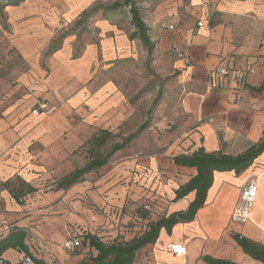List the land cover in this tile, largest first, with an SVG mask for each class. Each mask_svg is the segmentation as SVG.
I'll return each mask as SVG.
<instances>
[{
	"label": "crops",
	"instance_id": "1",
	"mask_svg": "<svg viewBox=\"0 0 264 264\" xmlns=\"http://www.w3.org/2000/svg\"><path fill=\"white\" fill-rule=\"evenodd\" d=\"M176 8L169 13L177 17ZM185 11L183 27L165 39L184 57L173 54L178 90L157 119L156 151L115 156L66 190H56V183L80 168L74 167L72 154L84 144L85 132L110 129L119 120L122 94L113 82L92 74L101 53L106 62L115 57L116 32H100V45H87L76 59L65 42L46 59L47 68L41 59L48 43L17 41L29 69L8 94H0V240L13 224L26 229L32 258L78 264L84 258L78 255L81 249L63 247L70 235L130 241L149 222L133 215L134 208L150 204L152 219L188 210L196 193L175 200L176 191L197 169L176 165L175 157L201 150L236 156L262 141L264 95L250 87L264 81V32H238L230 20L249 23L264 17V0H187ZM216 13L219 22L211 26ZM221 66L228 68L227 75L219 73ZM41 104L46 109L37 111ZM159 170L163 182L155 179ZM251 179L257 180L258 196L250 220L234 223L240 190ZM20 184L33 191L19 203L10 188ZM236 235L264 246V153L241 174L214 172L206 203L194 220L176 225L171 233L162 229L155 243L140 250L135 264H208L206 257L261 264L243 252ZM176 246H184L186 254H177ZM23 258L24 253L8 249L0 264H22Z\"/></svg>",
	"mask_w": 264,
	"mask_h": 264
},
{
	"label": "rangeland",
	"instance_id": "2",
	"mask_svg": "<svg viewBox=\"0 0 264 264\" xmlns=\"http://www.w3.org/2000/svg\"><path fill=\"white\" fill-rule=\"evenodd\" d=\"M118 1L122 0H26L19 6L6 7L4 13L0 12V94L3 96L10 92L11 87L18 83L19 77L29 69L27 61L16 48L18 40L33 38L41 42V45L48 43L50 47L64 35L62 45L67 42L76 59L87 45H100V32H116L112 34L115 40V57L106 62L101 53L92 74L100 75L102 82H113L122 94L123 104L116 115L119 120L110 129L99 127L85 132L84 144L72 154L75 159L74 167H83L89 161L91 146L88 141L100 130L112 132L115 136L112 141H121L138 134L127 148L117 152L112 159L120 154L154 153L157 146V119L169 109L171 96L178 90V72L173 62L175 57L165 39L167 34L176 32L185 24L182 16L186 13L187 0H139L141 14L154 42L152 53L140 40H130L134 28L128 12L114 15L100 12L81 21L82 15L99 3ZM173 6L177 7V17L169 13ZM250 20L249 23L241 19H231L230 22L228 18V22L238 32L247 29L251 32H264V17ZM116 38L119 39L118 43ZM121 38L125 43L121 42ZM49 47L45 49L41 59L45 68L46 59L50 56ZM157 100L159 102L154 107ZM124 114H127L126 117ZM145 125L147 127L141 130ZM108 149L106 145L101 150L105 152ZM80 249L78 255H84V258L92 254L88 246L82 245Z\"/></svg>",
	"mask_w": 264,
	"mask_h": 264
},
{
	"label": "trees",
	"instance_id": "3",
	"mask_svg": "<svg viewBox=\"0 0 264 264\" xmlns=\"http://www.w3.org/2000/svg\"><path fill=\"white\" fill-rule=\"evenodd\" d=\"M25 1L26 0H0V12L4 13L3 11L6 7H16ZM100 12L105 15L125 14L128 12L131 18V24L134 28L133 33L130 35V40H140L149 48L150 53H152L154 42L149 36V27L141 14L139 0H122L109 4L99 3L89 11L85 12L81 17V21H86ZM219 16L220 14L218 13L214 15L215 19L210 22L211 26H214L219 22V19H217ZM63 38L64 35L50 45L48 50L49 55L54 54L62 47ZM250 88L253 91L264 95V81L259 86ZM159 100L154 103V107L158 104ZM146 127L147 125L141 127V130ZM137 136L138 134H133L121 141H112L115 137L112 132L108 130H100L88 141V144L91 146L89 161L83 167L75 169L58 180L55 187L56 190L69 189L73 185L82 181L87 174L100 170L110 162L117 152L127 148ZM106 145L109 149L103 152L101 149ZM262 153H264V136L260 143L252 146L243 154L236 156L206 153L201 150L192 155L175 157L174 161L176 165L194 167L197 169V175L176 191L175 200H180L192 192L196 193V197L190 204L188 210L185 212L174 213L169 216H163L159 219H152L155 214L153 209L148 211L145 209V205L134 208L133 215L146 218L149 222L141 235L134 237L130 241L103 242L97 235L83 233L79 237L82 241V245L88 246L91 250H95L97 253L95 255L92 253L78 264H135L140 250L149 244L155 243L158 240L162 229L171 233L176 225L194 220L199 209H201L206 203L208 191L213 184L214 172L235 171L237 174H241L245 172ZM10 186L11 185H8L9 188ZM26 188H28L26 184H20L18 187L10 188L12 196L17 202H21V199L26 192L29 193L33 191L31 187H29L27 191L25 190ZM7 230L9 234L0 240V255L8 249H16L24 253L25 257L29 256L32 258L29 247L25 243L27 238L26 229L10 224L7 227ZM234 239L246 255L259 261L261 264H264L263 245L238 235H236ZM32 260L34 264H48L43 259L32 258ZM205 261L208 264H236L231 261L214 259L211 257H206Z\"/></svg>",
	"mask_w": 264,
	"mask_h": 264
},
{
	"label": "built area",
	"instance_id": "4",
	"mask_svg": "<svg viewBox=\"0 0 264 264\" xmlns=\"http://www.w3.org/2000/svg\"><path fill=\"white\" fill-rule=\"evenodd\" d=\"M199 26H202V23L199 24ZM173 28V27H171ZM172 53L175 54L179 58L184 57L183 51L179 50L176 45L172 47ZM228 68L226 66H221L219 69V73L221 75H227L228 74ZM46 109V105L41 104L39 106V110ZM155 179L159 182H163L164 176L162 171H158ZM258 196V184L256 179H251L247 184L242 186L240 190V203L235 209L233 215H232V222L237 224H246L251 217L254 205L256 203V199ZM145 209L148 211L152 210V206L150 204L145 205ZM41 247H44L41 245ZM63 247L68 251H75L82 247V241L79 237L69 236L65 242L63 243ZM173 250L177 254H186V248L184 246H176L173 248ZM33 260L29 256H24L22 260V264H32Z\"/></svg>",
	"mask_w": 264,
	"mask_h": 264
}]
</instances>
